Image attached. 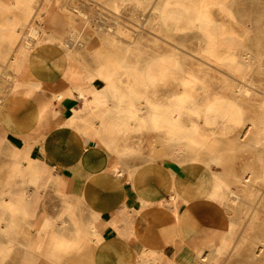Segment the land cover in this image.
Segmentation results:
<instances>
[{"label":"rangeland","instance_id":"1","mask_svg":"<svg viewBox=\"0 0 264 264\" xmlns=\"http://www.w3.org/2000/svg\"><path fill=\"white\" fill-rule=\"evenodd\" d=\"M16 1L0 0V112L26 45H37L36 30L42 42L68 52L65 65L78 74L73 85L95 76L99 88L116 92L117 99L87 110L90 137L115 161H170L175 182L200 186L217 201L209 208L224 210L226 249L216 235L207 264L263 256L264 0ZM155 112L174 122L179 137L153 125ZM107 115L115 116L109 125ZM2 230L0 264H22L23 234L13 232L9 242Z\"/></svg>","mask_w":264,"mask_h":264},{"label":"crops","instance_id":"2","mask_svg":"<svg viewBox=\"0 0 264 264\" xmlns=\"http://www.w3.org/2000/svg\"><path fill=\"white\" fill-rule=\"evenodd\" d=\"M61 50L37 44L27 54L31 73L19 72L20 85L3 102L2 237L23 234L22 264H207L216 235L227 234L224 210L210 209L217 201L191 182L171 202L172 162L115 161L91 138L92 119L72 89L78 74L69 73ZM250 264H264V255Z\"/></svg>","mask_w":264,"mask_h":264},{"label":"bare ground","instance_id":"3","mask_svg":"<svg viewBox=\"0 0 264 264\" xmlns=\"http://www.w3.org/2000/svg\"><path fill=\"white\" fill-rule=\"evenodd\" d=\"M254 1V0H253ZM17 3H22V2H24L23 0H17L16 1ZM145 2V1H144ZM27 3H29V0H28V2ZM141 3V0H139L138 1V4H140ZM19 4V5H20ZM24 4V3H23ZM28 5H30V3L28 4ZM238 5V4H237ZM240 5V4H239ZM151 8V7H150ZM259 8V7H258ZM161 9V8H160ZM167 10V9H166ZM172 10V9H171ZM241 10V9H240ZM163 11V10H162ZM161 11V12H162ZM173 11V10H172ZM175 11V10H174ZM173 11V12H174ZM236 11V10H235ZM151 11H148V13H150ZM23 13V12H22ZM178 13H180V12H178ZM238 14V13H237ZM174 15V14H173ZM149 16V15H148ZM248 16V15H247ZM174 18V17H173ZM165 19V18H164ZM163 19V20H164ZM172 19V18H171ZM162 20V21H163ZM173 20V19H172ZM171 20V21H172ZM188 21H189V19H187ZM186 20V21H187ZM165 21V20H164ZM176 21V20H175ZM187 21V22H188ZM173 23H175L174 21H173ZM188 25H190V24H188ZM253 25V24H252ZM255 29V28H254ZM33 30V29H32ZM30 31L31 32V34H33V35H35V36H33L32 37V39L35 41H33L34 43H36V44H39L40 42H42V40H43V38L41 37L40 38V36H38L37 35V33L39 34V32H36V30H33V31ZM38 31V30H37ZM261 35V34H260ZM4 36V35H3ZM231 36H233V35H231ZM230 38H232V37H230ZM236 38V37H235ZM263 38V37H262ZM31 39V38H30ZM231 40V39H230ZM226 40H224V43H226L225 42ZM240 41V40H239ZM239 41H237L238 43H239ZM235 42H236V40H235ZM234 42V43H235ZM65 43V42H64ZM237 43V44H238ZM223 44V43H222ZM44 45V44H43ZM60 45V44H59ZM133 45V44H132ZM220 45V44H219ZM226 45H228V44H226ZM67 46V45H66ZM218 46V45H217ZM229 46V45H228ZM240 46H241V44H240ZM24 47V46H23ZM68 47V46H67ZM235 47H236V45H235ZM18 48V47H17ZM16 48V49H17ZM20 48V47H19ZM26 48H27V51H28V53L32 50V45H30V44H27L26 45ZM59 48V47H58ZM61 48V47H60ZM132 48V47H131ZM241 48H242V46H241ZM248 48V47H247ZM62 49V48H61ZM71 49V48H70ZM233 49V48H232ZM235 49V48H234ZM63 50V49H62ZM61 50V51H62ZM69 50V49H68ZM72 50V49H71ZM64 51V50H63ZM65 52V51H64ZM232 52V51H231ZM27 53V54H28ZM242 53V52H241ZM26 54V56H22L23 57V60H22V62L19 64V65H21L20 66V69H21V72H22V76H24L25 74H28V73H31V70H30V58L28 57V55ZM65 54H68V52H66ZM233 54H234V51H233ZM250 54V53H249ZM232 55V54H231ZM239 55V54H238ZM46 56V55H45ZM13 57V56H12ZM43 58V57H42ZM11 59V58H10ZM234 59H237V58H234ZM175 61V60H174ZM158 61H156V63H157ZM163 62H164V58H163ZM177 62V61H176ZM39 63V62H38ZM243 63V62H242ZM247 63V62H246ZM50 64V63H49ZM158 64V63H157ZM167 64V63H166ZM170 64V63H169ZM172 64V63H171ZM46 65V64H45ZM175 65V64H174ZM245 65V64H244ZM38 66V65H37ZM42 66H43V64H42ZM102 66V65H101ZM100 66V67H101ZM107 66V65H106ZM148 66V65H147ZM155 66H157V65H155ZM48 67V66H47ZM152 67H154V66H152ZM159 67V66H158ZM157 67V68H158ZM42 68V67H41ZM151 68V67H150ZM156 68V69H157ZM41 70V69H40ZM147 71V70H146ZM54 72V71H53ZM53 72H52V74H53ZM98 74V73H97ZM99 75V74H98ZM16 76V75H15ZM101 76L106 80V81H108V79H109V73L108 72H104L103 74H101ZM138 76V75H137ZM92 77H94V78H90V80H88V82H86V83H83V84H78V85H72V89L73 90H75V92L77 93V96L78 97H81L82 98V100L84 101V109L85 110H89V112L90 113H92L91 111H93L94 110V108H96V103H97V101H100V100H104L105 102H108V101H113V100H115V99H117V95H116V92H114L113 91V89H112V87L111 86H108V84L105 86V88H99V86H97L96 85V83H95V76H92ZM35 78V77H34ZM100 78V77H99ZM22 80H24L23 78H22ZM36 80V79H35ZM191 80H192V78H191ZM193 81V80H192ZM243 81V80H242ZM41 82V81H40ZM103 83V82H102ZM18 85H20V78H18L16 81H15V83H13L11 86H10V89H13L15 86H18ZM104 87V86H103ZM69 89V87H66V89ZM9 89V90H10ZM65 89V90H66ZM8 90V91H9ZM8 91H7V93H8ZM65 91H63V92H58L59 94H56V96H58V98L59 99H61L62 98V96L65 94L64 93ZM235 92V91H234ZM7 93L5 94V96H4V98H2L3 99V101L5 100V97H6V95H7ZM240 94V93H239ZM89 96V97H88ZM186 96H188V95H186ZM88 99V100H87ZM181 99V98H180ZM202 99V98H201ZM194 102V101H193ZM197 102V101H196ZM203 102V101H202ZM195 103V102H194ZM234 103V102H233ZM117 104V103H116ZM200 104V103H199ZM198 104V105H199ZM205 105V104H204ZM135 108V106L132 108V109H134ZM201 108H203V106L201 107ZM63 109V108H62ZM115 109V108H114ZM64 110H65V108H64ZM63 110V111H64ZM137 110V109H136ZM201 110V109H200ZM112 111V110H111ZM194 111V110H193ZM74 112V110H72L70 113H72V114H74L73 113ZM108 112H110V111H108ZM115 112V111H114ZM195 112V111H194ZM201 112H203V111H201ZM62 113V112H61ZM83 113V112H82ZM197 113V112H196ZM108 114V113H107ZM115 114H116V112H115ZM202 114V113H201ZM88 115V114H87ZM153 118H152V121L154 122L153 123V125H157V127H164V126H166L167 127V131L170 133V135H171V133L173 134V136H175V137H179V135H178V133L177 134H175V132L174 131H178V130H176V129H178V127L174 124V122H172L170 119H168L162 112H155L153 115ZM114 117L115 116H112V115H107V117H106V124L107 125H109V124H111L112 122H113V119H114ZM87 118V117H86ZM90 118V117H89ZM116 119V118H115ZM86 120V119H85ZM84 120V121H85ZM147 120H148V118H147ZM149 122V121H148ZM93 124V123H92ZM94 126V125H93ZM104 127V126H103ZM101 128V127H100ZM95 131V130H94ZM96 131H98V129H96ZM95 131V132H96ZM112 136V135H111ZM189 136V135H188ZM102 137V136H101ZM105 137V136H104ZM192 137H193V135H192ZM101 139V138H100ZM105 139V138H104ZM181 139V138H180ZM182 139H184V138H182ZM191 139V138H190ZM191 141V140H190ZM175 145V144H174ZM207 149V148H206ZM180 153V152H179ZM20 156V155H19ZM185 159V158H184ZM208 159V158H207ZM189 160V159H188ZM29 161V160H28ZM192 162H194V161H192ZM191 162V163H192ZM19 163V162H18ZM182 163V162H181ZM210 164V163H209ZM20 165V164H19ZM182 165V164H181ZM188 167H190V172H191V174L192 175H194V176H196L197 174H199V172H200V167L198 166V165H190V166H188ZM16 169V168H15ZM188 169V168H187ZM128 174V173H127ZM176 174V173H175ZM189 174V173H188ZM187 174V175H188ZM15 176V175H14ZM201 176V175H200ZM191 177V176H190ZM193 178V177H192ZM195 178V177H194ZM184 179V178H183ZM215 179V178H214ZM218 179V178H217ZM216 179V180H217ZM183 187H184V185L182 184V183H180V182H173V185H172V187H171V189L173 190V192H174V194L173 195H171L170 197H171V202H175L177 199H181V195H182V192H183ZM170 191V190H169ZM230 193H232L233 191H229ZM118 193V192H117ZM170 197H169V199H170ZM19 198V197H18ZM21 198V197H20ZM17 201V200H16ZM18 203V202H17ZM163 203V202H162ZM159 204V203H158ZM168 204V203H167ZM160 206V205H159ZM19 207V206H18ZM174 207V206H173ZM175 208V207H174ZM167 209V208H166ZM171 211V210H170ZM169 211V212H170ZM172 214H173V212H172ZM184 214V213H183ZM175 215V214H174ZM122 219V218H121ZM176 219V218H175ZM179 221V220H178ZM114 224V223H113ZM9 227V226H8ZM5 229V228H4ZM216 229V228H215ZM6 231V230H5ZM4 231V232H5ZM209 232H210V229H209ZM212 232H213V230H212ZM4 234H6V232L4 233ZM8 236V235H7ZM231 237V236H230ZM221 242H222V238H220L219 239ZM219 242V241H218ZM226 242V241H225ZM228 242V241H227ZM223 243V245L225 244L226 245V243H224V242H222ZM228 244V243H227ZM224 245V246H225ZM168 246V245H167ZM224 246H223V248H224ZM220 247V246H219ZM170 249V248H169ZM225 249H226V246H225ZM145 250V249H144ZM216 250V249H215ZM215 254H216V252H215ZM168 255V254H167Z\"/></svg>","mask_w":264,"mask_h":264}]
</instances>
